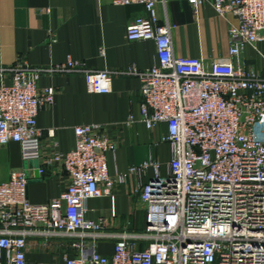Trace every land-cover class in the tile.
Wrapping results in <instances>:
<instances>
[{"label": "built area", "instance_id": "2783aa9c", "mask_svg": "<svg viewBox=\"0 0 264 264\" xmlns=\"http://www.w3.org/2000/svg\"><path fill=\"white\" fill-rule=\"evenodd\" d=\"M185 1L194 12L209 4L217 16L234 18L228 56L209 66L176 58L171 26L159 23L163 0H112L114 6L143 7L147 16L127 26L126 40L154 44L157 63L148 70L87 71L78 62L0 68V146L18 144L24 163H39V177L53 167L67 176L64 192L43 205L27 199L34 177L27 169L0 184V264H26L29 238L74 239L71 247L79 255H64V264H264V76L247 70L243 59L245 47L256 50L264 42V0ZM52 72L82 73L88 93L102 95L111 92L114 75L136 77L140 122L147 130L166 127V173L149 158L111 175L107 155L116 147L98 125L74 128L73 150L59 153L54 143L45 156L37 116L53 104L55 91L38 89L37 82ZM130 177L139 182L143 230L109 234L102 221L86 220L89 200L112 199ZM106 240L114 241L109 257L96 251Z\"/></svg>", "mask_w": 264, "mask_h": 264}, {"label": "crops", "instance_id": "0c3cea01", "mask_svg": "<svg viewBox=\"0 0 264 264\" xmlns=\"http://www.w3.org/2000/svg\"><path fill=\"white\" fill-rule=\"evenodd\" d=\"M157 12L159 23L171 26L176 58L202 59L209 66L228 56V29L236 23L234 18L217 16L209 4L194 12L185 0H163ZM146 16L142 6H114L112 0H0V68L25 64L30 68L53 69L78 62L87 71L125 72L130 67L148 70L157 63L154 44L126 40L127 26ZM49 34H53L55 42ZM243 59L247 70L264 76V42H259L256 50L245 47ZM37 86L55 91L53 104L42 108L37 116L45 156L54 143L59 153L73 150L74 128L98 125L116 147L114 153L107 155L111 175L124 174L129 167L149 158L159 162L161 172L166 173L170 149L161 142L166 127L147 130L140 122L141 84L136 77L114 75L111 92L104 95L89 94L82 73H44ZM37 167V162L22 161L18 144L0 146V184L7 182L14 171L27 169L34 173L27 185V199L31 204L43 205L64 192L67 176L62 169L53 167L35 178ZM150 175L149 172L143 178V183ZM138 184L136 177H130L115 188L112 199L89 200L86 220L102 221L109 234L143 230L145 209L136 192ZM73 242L74 239L64 238H29L26 264H64V255H79L71 247ZM113 244L112 240L99 241L96 251L109 257Z\"/></svg>", "mask_w": 264, "mask_h": 264}, {"label": "water", "instance_id": "95a60500", "mask_svg": "<svg viewBox=\"0 0 264 264\" xmlns=\"http://www.w3.org/2000/svg\"><path fill=\"white\" fill-rule=\"evenodd\" d=\"M35 178H38L37 171L35 170Z\"/></svg>", "mask_w": 264, "mask_h": 264}]
</instances>
